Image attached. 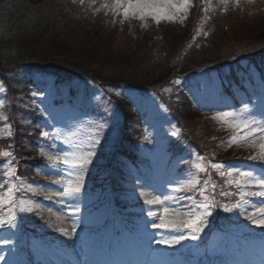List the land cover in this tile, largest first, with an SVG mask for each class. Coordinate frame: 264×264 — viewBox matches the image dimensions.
<instances>
[{
  "label": "rangeland",
  "instance_id": "obj_1",
  "mask_svg": "<svg viewBox=\"0 0 264 264\" xmlns=\"http://www.w3.org/2000/svg\"><path fill=\"white\" fill-rule=\"evenodd\" d=\"M45 1L58 4L60 6L59 11H61L62 15L66 17L67 20H76L71 24L82 33H86L85 30L93 27L95 32L102 34L99 36L102 40L108 42L112 41L115 49L121 52L124 55L123 57H129L135 61L141 59L142 61H147L146 63L152 66L160 65L162 67L163 65L168 66L170 69L173 65V61L179 59L183 62H190L192 64L191 66L195 67L200 64L202 58L209 59V62L226 59L234 60L235 57L243 54L254 53L257 50L264 51V0H239V3H237V0H231L227 5L221 3V0H209V2L208 0H191L187 10L176 14L174 21L162 20L159 24L151 18H146L141 21L131 17L124 19L122 15H114L112 11L102 7V4L105 2L111 5V0H95V3H93L92 0H84L83 5L85 7H82L83 5L81 4H79L78 7L77 5H66V2L63 3L60 0H43V2ZM71 1L74 3V0ZM75 2L80 3V0H75ZM214 3H216V5ZM97 9H99V11H97ZM85 12L93 15L95 19L101 14L100 20L97 19L94 23H85L87 17L86 15L84 16ZM102 16H105L104 20ZM185 16L187 17L186 19H184ZM92 20L93 19H91V21ZM201 24L205 25L204 28L202 30H197ZM193 34L196 37L193 38ZM246 56L247 55H243V57ZM230 74L231 71L228 75ZM219 77L220 76L216 74H212L210 77H201L193 80L189 86V92L190 98L195 105L194 108H185V112H183L175 106L174 111L190 134L187 131L185 132V129L184 133L193 137L195 139L194 141L198 144L195 143L200 145V148L205 151L209 157L219 158L222 157L223 154H229V159H235L237 162L242 161V163L239 162V164H236L237 166L245 165V167H251L249 163H255L259 159L252 161L247 159V157L249 155L259 154L260 141L257 140L256 145L251 147L247 144L228 147L226 141L222 142V144H218L217 138L221 139V137L224 136V130L220 133L213 129L211 125V120L213 119L209 120L201 116V112L210 113L211 118L218 111L239 112V110L235 109L226 110L218 104V98L224 95L223 82L228 83L225 80L220 82ZM47 82L48 86L42 91L44 103L49 105L47 107V131L55 132L57 129H60L62 132L61 140L64 135L74 131L77 133V135L73 137L74 141L82 140L84 143H87L88 137L96 132L97 124L107 122L109 125L101 136V143L94 148L97 155L94 159V163L89 167L85 177L84 187L79 196L84 195V189H90L87 187V184L89 186V181L93 185L89 191L95 192V187L105 183L103 178L104 174H106L105 160L107 159V154L109 152L112 154L119 146L118 122L120 121V114L118 108L113 103L115 99H112L110 96L106 97L103 88L98 85L77 82L74 84L73 88L76 90L77 94H80L81 98L73 100L69 87L65 89H56L52 79ZM59 93H62L64 103L56 108L53 103L59 99ZM167 93L176 95L173 89ZM4 95L5 88L3 84L0 83V100L3 101ZM130 95L129 98L134 101L137 108L145 112L147 111V118L151 123V128H147H149L150 135H152L153 139H157L153 142L155 155H157L155 157L168 154L171 143L175 141L179 135L177 124H175V120L170 116L168 109L158 101L156 97H140L135 91L130 92ZM175 100L174 103H176ZM208 100L211 103V109L209 110H207L206 107V101ZM0 109L2 110L3 107H0ZM249 109L251 111L253 110V108ZM110 113H114V115H110ZM231 122V118H229V123ZM9 129L10 128H4L1 134H3V136H8ZM228 129L231 131L233 130L231 127H227V130ZM211 131H214L216 135L213 134L214 132L211 133ZM172 132H176L178 135L172 136ZM181 132L183 133L182 129ZM236 134L243 135V132L235 130L232 135ZM256 135L258 136L259 134L257 133ZM35 136L36 135L32 133L27 136H21L20 142L17 143L18 145H15L17 153L19 151L21 156L20 178L22 179L24 175L30 178L28 179L29 182L21 183L20 188L22 195L20 196V200L18 199V205L21 201H24L26 207L30 206L31 208H35L39 213L37 216L41 215L42 218V222L39 223L38 227L49 232V234L56 231L55 228L64 229L69 232L71 238L63 235L64 241H69L73 244L75 242L74 234L71 232L73 224H75L77 230L82 227V223L73 221L72 218H69L66 213V208H61L60 214H53L49 207L44 205L45 200L38 202L41 200L42 194L55 192L53 186H56L60 192L62 191L59 185L53 183L54 180L61 179L62 174L48 167L49 162L46 156L39 169L33 167L32 164L34 163L33 159L41 155L39 150L40 146L44 148L45 152H63L66 150V145L62 144L60 140H57V148L50 149V141L41 142L39 138ZM127 145L128 144H123V146L119 147V150L125 152V147L130 148ZM216 145L219 146V150L217 148V151H215ZM191 153L192 156H188V152L185 153L190 168L185 171L180 178L183 177L187 179L190 173L195 174L196 178L204 174L198 173L192 166V162L195 161L197 154L194 152ZM0 157L2 158L1 154ZM59 167L64 168L63 165ZM13 169L14 166L11 164L10 159L0 167V200H2V203H0V219L7 220L12 214L11 209L13 207L10 209L8 206L14 201V194L13 191L9 192L8 189L11 188V173ZM236 175L235 173L232 177H226V175H224L225 182L219 181L217 183V191L226 187V189H229L226 191L235 193L236 190H238L236 186L234 184L232 187L227 185H229V179H239ZM188 180L190 179H187L186 182ZM41 181L43 182L41 183ZM183 183L182 181L172 183V189ZM188 190L191 189L185 188L178 193H173L170 190V192L166 194L181 197L179 202L176 203L177 211L187 212L188 209L191 208L189 205L192 202V197L191 199L188 198L190 197L187 193ZM134 196L137 197V200L140 197H146V195L142 196L141 194H134ZM134 196L130 194L131 199L124 204V208L127 212L132 210L134 204L133 200L136 201V199L133 198ZM234 196L226 197V204L234 203V200L231 199ZM185 197L187 198L185 199ZM6 204L7 206H5ZM261 204H264V201L256 203L249 200V205L242 206L249 208L251 211H256V206ZM37 205H39V207H37ZM232 214L233 212L226 213L225 215L231 218ZM235 215H237V212ZM238 216L243 219L242 222L244 223L235 228L236 235H240L242 232H244L243 234H251L264 230V227H258L252 224L245 215H241L240 210ZM14 223L16 225L15 227H9L6 224L3 228H0V257L3 258L0 259V264H16V255L13 253V246L20 222L16 220ZM185 234L187 233L185 232ZM154 235L156 240L150 243L151 247L148 252L154 260L145 259L143 264H195L182 259L180 256L173 258L169 254L170 251L177 252L184 250L189 245L190 240H183L180 244L169 248L164 244H158L157 241L169 239L176 235L175 232L157 229ZM61 236L62 234L53 238H61ZM222 236L221 232H213L208 247L213 251H220L222 249L221 243L223 242ZM4 241H8V243H4ZM85 248L89 249L90 247L85 246ZM79 257L81 258L82 256L79 255ZM212 257L213 254H211L210 258ZM200 264H204V262ZM209 264L214 263L209 262ZM225 264L235 263L226 262Z\"/></svg>",
  "mask_w": 264,
  "mask_h": 264
},
{
  "label": "trees",
  "instance_id": "obj_2",
  "mask_svg": "<svg viewBox=\"0 0 264 264\" xmlns=\"http://www.w3.org/2000/svg\"><path fill=\"white\" fill-rule=\"evenodd\" d=\"M60 1L66 2V5H77V7L80 4L73 3L71 0ZM214 4L216 5V3ZM59 9L58 4L43 2V0H0V83L5 88L4 106L2 110L0 109V116L7 117V120H0V154L2 156V158L0 157V167L7 160H11L15 173L13 180L20 196L22 195L21 183L29 182L28 179L30 178L26 175L22 179L20 178L21 156L19 151L17 153L15 145H18L21 136H27L31 133L40 139L44 124L42 109H46L48 104H43L42 99L38 97L43 96L42 91L48 86V80H53L56 89L69 87L73 100L81 98L80 94H77L73 88L77 82L98 85L103 88L104 91H102L106 97L110 96L115 99L113 103L123 111V121L122 123L120 121L119 124L122 126L124 135L122 140L120 138L121 146L123 144L132 146L131 151L127 150V155L122 160L117 161V164H121L123 167L122 161L131 166L136 159L138 169L144 163L139 159V150H137L140 149L138 142L143 136L142 126L144 122H142L141 112H136L132 108L133 105H128L122 97V92L118 90L147 92L148 96L163 93L167 98L169 97V100L166 101L180 124L179 128L185 129L186 132L187 128L174 111V107H178L183 112H185V108H192L185 95L181 93L180 84H173V80L179 79L182 83L184 79H193L209 74L220 75L226 71L237 70L245 63L252 65V69L260 74V79L264 78V51L257 50L258 52L243 54L247 56L240 55L241 57H235L234 60L209 62V59L202 58L200 64L195 67L191 66L190 62H183L179 59L173 61L170 69L163 65L162 67L160 65H157L158 67L152 66L141 59L135 61L132 58L123 57L124 55L115 49L112 41L102 40L99 37L102 34L95 32L93 27L85 30L86 33H82L72 25L76 20H67ZM85 15L87 16L85 23H94L97 19L100 20L101 16L100 14L95 19L88 12H85ZM91 19L93 20L91 21ZM102 19L104 20L105 16H102ZM204 26L201 24L197 30H202ZM195 35L193 38L196 37ZM165 88L174 89L178 94L167 95L164 91ZM34 91L41 93V95L33 97L32 92ZM59 95L56 102L64 100L62 93ZM211 122L213 129L217 131L222 129L223 125L220 123L214 120ZM4 128H10L8 136L1 134ZM213 132L211 131V133ZM190 139L195 140L193 137ZM227 140L229 137L224 134L221 139L217 138V143L222 144ZM197 147L200 148V145ZM218 147L215 146V151ZM4 152H12L13 155L4 156ZM229 157V154H223L222 157L214 159L227 165V161L232 160ZM110 159V157L107 158L108 161ZM210 159L213 158L210 157ZM33 161V167L39 169L44 159L40 155ZM228 166L231 167L229 164ZM205 176L213 183L215 182V185L219 181L225 182L218 170L209 168ZM124 178L125 175L120 165H117L116 169L114 166L113 183L108 189H112V192L116 193ZM103 179L106 180V176ZM205 183L206 178L202 177L200 184ZM92 186L89 181L87 187L91 188ZM223 189L225 188L221 190ZM86 194L95 196V193L89 190H86ZM125 195L123 194L119 199L121 202L117 208L119 213L122 212ZM221 196L220 194V198ZM86 198L88 199V196ZM93 201L97 202V199L95 198ZM120 218L126 219L122 216ZM104 220L101 218V222L105 225Z\"/></svg>",
  "mask_w": 264,
  "mask_h": 264
},
{
  "label": "snow or ice",
  "instance_id": "obj_3",
  "mask_svg": "<svg viewBox=\"0 0 264 264\" xmlns=\"http://www.w3.org/2000/svg\"><path fill=\"white\" fill-rule=\"evenodd\" d=\"M75 2V0H74ZM95 3V0H92ZM229 0H221V3L227 5ZM84 0H80V4L83 5ZM191 0H111V5L105 2L102 7L113 12L114 15H122L124 19L129 17L139 19L141 21L146 18H151L157 24L162 20L174 21L176 14L185 12L189 7ZM239 3V0H237ZM207 10V9H205ZM99 11V9H97ZM187 17L185 16L184 19ZM206 35V34H205ZM173 84H180L179 79L172 81ZM165 92L171 91L169 88L164 89ZM41 95L39 92H32L33 97ZM119 95V93H117ZM4 106V101L0 100V107ZM251 110L248 105L245 104L244 109L238 113L229 111H218L214 116L213 120L220 121L224 124H228L229 127L243 132V135H233L226 141L228 147L232 145L247 144L250 147L255 146L257 140L259 143V154L249 155L247 159L256 161L260 160L261 164L264 165V113L257 118L255 115H249ZM114 115V113H110ZM231 118V123H229ZM0 120H7L6 116H0ZM109 127L107 122L97 124L96 132L88 137V142L74 141L73 137L77 135L76 132H70L64 135L61 140L62 132L57 129L55 132L42 131L41 137L50 141L49 148L56 149V141L66 145V150L63 152H45L42 146L39 147L42 156H46L49 164L48 167L56 172L62 174V178L54 180L53 183L60 186L62 191L59 195L62 198L71 197L75 198L79 196L81 190L84 187L85 177L89 170V167L94 163V159L97 155L94 148L101 143V136L105 130ZM259 134L258 136L256 134ZM172 136H177L176 132L171 133ZM147 138V137H146ZM4 156H12V152H4ZM63 165L64 168L59 166ZM192 166L198 173H205L208 169L220 171V175H227L232 177L233 174H238L239 179H229V185H235L239 190L238 194L240 199L232 204L220 205L223 207L225 212L231 213L234 210H240L241 215L245 217L258 227H264V204L256 206V211H251L249 208L243 207L242 205H249V201L244 199L245 197H261L264 198V167H261L259 172L254 171L251 168H241L239 166L229 167L228 165L215 161L214 157L212 160H208L207 157L197 154L195 161L192 162ZM223 170V171H221ZM7 175V174H6ZM15 175V173H11ZM191 179L184 184H180L173 188V193H178L185 188L195 189L197 185H200V195L203 197L200 203L194 207L199 211H193L189 208L187 212L177 211L176 203L179 202L181 197L168 194L161 199L160 196H154L153 199H145L146 205H159L161 206L159 211L152 210L151 208L147 211L148 217L152 218V227L161 230H169L175 232L176 235L169 239L159 240L158 244H164L171 248L178 245L183 240H196L198 234L204 230L206 224V217L212 215V208L217 206L214 200V190L217 185H211L213 189V198L205 196L204 193L208 191L207 185H201L200 181L196 178L195 174H190ZM8 191H12L11 188ZM224 197L234 196L236 193L229 191H221L220 193ZM143 196L144 193H141ZM191 199V197H188ZM2 203V200H0ZM39 207V205H37ZM20 212H31L30 206L26 207L25 202H20ZM250 213V214H249ZM171 217V218H170ZM259 217V218H257ZM17 217L15 214H11L7 220L0 219V228H3L6 224L9 227H15V221ZM158 221V222H157ZM76 226L73 224L72 232H75ZM62 235L71 238V234L64 229H60ZM187 232L188 234H185ZM8 243V241H4ZM0 259H3L0 257Z\"/></svg>",
  "mask_w": 264,
  "mask_h": 264
}]
</instances>
